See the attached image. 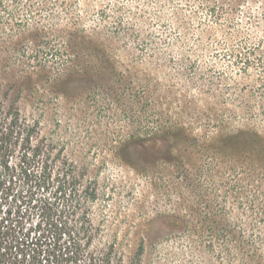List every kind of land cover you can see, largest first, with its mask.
I'll return each mask as SVG.
<instances>
[{"label":"rangeland","instance_id":"rangeland-1","mask_svg":"<svg viewBox=\"0 0 264 264\" xmlns=\"http://www.w3.org/2000/svg\"><path fill=\"white\" fill-rule=\"evenodd\" d=\"M0 102L113 264H264V0H0Z\"/></svg>","mask_w":264,"mask_h":264},{"label":"trees","instance_id":"trees-1","mask_svg":"<svg viewBox=\"0 0 264 264\" xmlns=\"http://www.w3.org/2000/svg\"><path fill=\"white\" fill-rule=\"evenodd\" d=\"M3 114L0 102V264H113L112 248L100 253L88 235L94 224L82 197L93 201L96 191L82 195L74 175L55 176L43 146L32 141L33 129L22 136L20 114L7 116L8 124ZM131 144L157 156L170 152L165 138Z\"/></svg>","mask_w":264,"mask_h":264}]
</instances>
